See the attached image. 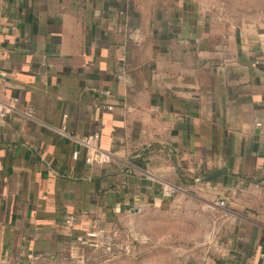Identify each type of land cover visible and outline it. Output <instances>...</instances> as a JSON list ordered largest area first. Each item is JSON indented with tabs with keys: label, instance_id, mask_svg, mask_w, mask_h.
<instances>
[{
	"label": "crops",
	"instance_id": "1",
	"mask_svg": "<svg viewBox=\"0 0 264 264\" xmlns=\"http://www.w3.org/2000/svg\"><path fill=\"white\" fill-rule=\"evenodd\" d=\"M0 12V99H19L0 118V264H167L119 240L165 208L185 214L174 236L216 246L207 264H264V26H230L200 0ZM95 132L112 162L86 163L79 138ZM92 233L98 245L80 240Z\"/></svg>",
	"mask_w": 264,
	"mask_h": 264
},
{
	"label": "rangeland",
	"instance_id": "2",
	"mask_svg": "<svg viewBox=\"0 0 264 264\" xmlns=\"http://www.w3.org/2000/svg\"><path fill=\"white\" fill-rule=\"evenodd\" d=\"M206 10L226 21L230 26L249 27L264 26V0H200ZM168 206V205H167ZM184 220L185 214L177 215L170 208L151 209L144 212L133 220V230L121 231L120 238H128L130 250L133 253H161L165 254L167 264H173V257L176 252L180 253L182 264H207L210 258H213L214 250L212 245L204 243L198 244L199 239L206 238L203 236L204 231H197V239L190 240L185 234L190 231L188 228L182 229V236H174V230L169 229L170 224L179 222V218ZM205 221V219H201ZM161 228H159V224ZM169 223V224H167ZM200 223V221H199ZM166 227H165V225ZM179 224V223H178ZM169 226V227H168ZM177 233V232H176ZM161 234H166L163 243L157 244L156 239L161 238ZM145 237H147L145 239ZM149 239V240H147ZM196 240V242H194ZM119 241V242H120ZM178 244H174L175 242ZM129 250V251H130ZM128 251V252H129Z\"/></svg>",
	"mask_w": 264,
	"mask_h": 264
},
{
	"label": "built area",
	"instance_id": "3",
	"mask_svg": "<svg viewBox=\"0 0 264 264\" xmlns=\"http://www.w3.org/2000/svg\"><path fill=\"white\" fill-rule=\"evenodd\" d=\"M1 14V12H0ZM8 77L7 73L5 71H0V79L5 80ZM106 95H109L108 91L104 92ZM19 102V99L17 97H13L10 99V101L4 102L0 99V118H5L11 111H13L17 104ZM108 109H113L112 105L107 106ZM26 115L33 116V109L29 108L26 112ZM258 126H260V123H258ZM100 139L101 135L99 132H95L89 135H86L84 137L79 138V142L85 147L86 153H85V161L89 165L93 164H106L110 163L114 160V156L105 150H103L100 146ZM73 157L77 159L79 157V152L74 151ZM180 191V187L176 185H170L167 188L163 190V197L164 198H172ZM217 205L219 207L224 208L226 206L225 199H219L217 201ZM99 235L92 233L88 235V238L86 236H81L80 240H88L91 241L93 244L98 245L100 242L97 239ZM112 244V243H111ZM111 244L109 246H111Z\"/></svg>",
	"mask_w": 264,
	"mask_h": 264
},
{
	"label": "water",
	"instance_id": "4",
	"mask_svg": "<svg viewBox=\"0 0 264 264\" xmlns=\"http://www.w3.org/2000/svg\"><path fill=\"white\" fill-rule=\"evenodd\" d=\"M225 171L223 170H216V171H212L210 173H207V174H204L202 177H199L197 179H195L196 182H201V181H204V180H208V179H213L215 178L216 176L224 173Z\"/></svg>",
	"mask_w": 264,
	"mask_h": 264
}]
</instances>
